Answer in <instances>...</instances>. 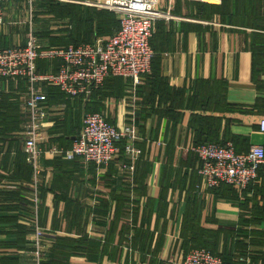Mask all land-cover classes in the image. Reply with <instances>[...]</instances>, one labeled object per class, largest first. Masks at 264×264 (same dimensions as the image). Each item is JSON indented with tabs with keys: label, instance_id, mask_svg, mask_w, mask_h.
Masks as SVG:
<instances>
[{
	"label": "crops",
	"instance_id": "obj_1",
	"mask_svg": "<svg viewBox=\"0 0 264 264\" xmlns=\"http://www.w3.org/2000/svg\"><path fill=\"white\" fill-rule=\"evenodd\" d=\"M46 2L6 0L0 48L25 45L32 29L43 48L67 47L50 37H67L72 23L62 19L52 29ZM221 5L161 0L170 18L153 28L155 59L138 85L110 78L90 100H68L54 84L36 86L50 110L42 128L49 144H39L42 151H69L84 116L100 113L120 131L136 126L133 144L141 155L134 172L124 168L132 162L125 153L129 140L122 138L106 167L41 156L34 186L23 152L30 86L21 78L0 80V264H35L37 228L46 230L41 264H181L193 220L212 233L210 243L218 234L221 258L264 264V247L246 236L264 232V178L216 194L204 188L192 151L208 142L231 143L240 154L264 148V52L252 50L264 45V31L223 22L210 11ZM33 12L43 15L36 23ZM59 65L39 61L38 70L57 74ZM244 219L255 224L243 227Z\"/></svg>",
	"mask_w": 264,
	"mask_h": 264
},
{
	"label": "built area",
	"instance_id": "obj_2",
	"mask_svg": "<svg viewBox=\"0 0 264 264\" xmlns=\"http://www.w3.org/2000/svg\"><path fill=\"white\" fill-rule=\"evenodd\" d=\"M36 0H27L33 3ZM161 0H99L86 5L104 9L120 16V30L107 40L98 39L92 44L43 48L31 34L25 45L0 48V80L24 79L29 84L26 102L27 117L23 126L24 156L32 167L34 183L42 174L41 156L55 158H81L96 168L109 166L118 156V143L122 138L129 141L125 153L132 164L124 166L135 171L141 151L133 144L137 140L134 125L120 131L100 113L86 114L79 134L74 137L67 152L58 147L42 151L39 144L48 145V137L42 132L49 121L48 97L36 86L50 83L58 86L68 100H90L110 78H123L138 85L141 78L152 70L155 53L151 46L153 28L160 20L170 18V13L159 8ZM170 2L175 0H169ZM206 3L207 0H190ZM0 0V27L4 25V3ZM58 60L57 74H40L38 62L52 63ZM264 133V120L260 123ZM200 160L199 174L205 189H219L227 185L245 190L264 175V148L252 146L246 153H237L233 144H205L192 148ZM200 189V187H198ZM46 230L37 228L35 235V264H41L44 254ZM44 246V247H43ZM181 264H224L222 259L206 249H194L186 254Z\"/></svg>",
	"mask_w": 264,
	"mask_h": 264
},
{
	"label": "trees",
	"instance_id": "obj_3",
	"mask_svg": "<svg viewBox=\"0 0 264 264\" xmlns=\"http://www.w3.org/2000/svg\"><path fill=\"white\" fill-rule=\"evenodd\" d=\"M45 4L47 11L54 14L57 18L69 19L72 23V29L68 32L67 37H50L53 44L65 46L72 44L75 46L87 43L92 44L97 37H107V39H109L120 30V21L118 20L117 15L113 12L103 9L95 10L93 8L84 7L74 3H66L62 6L54 8L51 6V0H47ZM203 9L206 10L205 7ZM210 11L218 15L223 22H225L228 18L229 23L233 25L264 31V0H222V5L220 7L210 9ZM252 50L255 53L258 51L264 52V45H255V47H252ZM104 86L95 92L94 96L101 92ZM262 89L264 90V87ZM58 91H60V88ZM61 93L62 92L60 91V94ZM262 103L264 105V100ZM13 128L14 126L11 125L10 129ZM78 134H76L75 137ZM210 143L214 142L203 143L201 145ZM262 178H264V175L260 174L258 181ZM225 188L231 187L222 185L219 189L212 190V192L217 194ZM255 207L256 205L254 208ZM263 210L264 208H262V211ZM241 223L243 227L255 224L252 223V220L247 219L242 220ZM187 227L191 230V237L186 238V241L190 244L186 253H189L194 249H206L212 254L219 256L217 254L218 234L216 232L213 233L214 242L210 243L208 239L212 233H209V230L206 231L202 228L196 220L191 221L190 225L187 224ZM246 236L253 245L261 246L263 244L264 239H256L255 236L264 238V232H250L246 234ZM238 245L243 247V242H239ZM219 257L221 258L222 256ZM221 259L224 264H232L230 263L231 261H227V258ZM261 259L264 261V254Z\"/></svg>",
	"mask_w": 264,
	"mask_h": 264
},
{
	"label": "rangeland",
	"instance_id": "obj_4",
	"mask_svg": "<svg viewBox=\"0 0 264 264\" xmlns=\"http://www.w3.org/2000/svg\"><path fill=\"white\" fill-rule=\"evenodd\" d=\"M72 1H79V0H51V6L52 7H54V8H57V7H59V6H62V5H64V4H66V3H71ZM88 1V0H87ZM87 1L86 0H81L80 1V4H82V6H84V7H88V5H86V3H87ZM90 1V3H97L98 1L97 0H89ZM88 8H93V9H98V8H94V7H91V6H89ZM47 12H49V11H47ZM50 13V12H49ZM51 15H52V19L50 18L49 19V21H51V22H54V25H52V29H56L57 27L56 26H59V25H61L60 24V22H61V20L62 19H60V18H57L54 14H52V13H50ZM39 16H43L42 14H35L34 12H33V20H34V18H35V21H34V23H36L37 22V20H41V18H39ZM117 18H118V20L120 21V16H118L117 15ZM44 20V19H43ZM32 23H33V21H32ZM58 23V24H57ZM34 26V25H33ZM31 32L33 33V35H34V30L32 29L31 30ZM35 36V35H34ZM36 37V36H35ZM10 47V46H9ZM63 47V46H62ZM255 238L256 239H264L263 237L262 238H259V237H256L255 236ZM262 246L264 247V241H263V244H262ZM218 249H219V247L217 248V254L219 255V256H221L220 254H221V252L219 251L218 252Z\"/></svg>",
	"mask_w": 264,
	"mask_h": 264
}]
</instances>
